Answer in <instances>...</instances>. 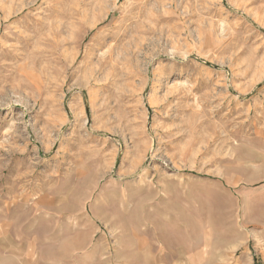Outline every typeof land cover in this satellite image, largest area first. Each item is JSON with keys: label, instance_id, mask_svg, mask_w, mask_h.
<instances>
[{"label": "rangeland", "instance_id": "1", "mask_svg": "<svg viewBox=\"0 0 264 264\" xmlns=\"http://www.w3.org/2000/svg\"><path fill=\"white\" fill-rule=\"evenodd\" d=\"M0 264H264V0H0Z\"/></svg>", "mask_w": 264, "mask_h": 264}]
</instances>
